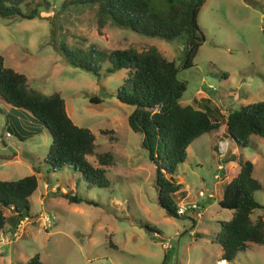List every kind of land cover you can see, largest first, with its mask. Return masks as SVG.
<instances>
[{
	"label": "rangeland",
	"instance_id": "rangeland-1",
	"mask_svg": "<svg viewBox=\"0 0 264 264\" xmlns=\"http://www.w3.org/2000/svg\"><path fill=\"white\" fill-rule=\"evenodd\" d=\"M61 2L24 0L21 9L24 4L25 9L36 8L34 17L0 16V56L3 65L26 76L30 87L43 94L59 92L71 121L87 128L93 134L94 151H110L113 163L103 166L107 185L89 188L69 165L52 170L44 160L50 142L47 129L18 111L21 128H33L19 138L11 127L6 128L5 115L16 109L0 99V179L34 173L37 181L28 196L32 217L0 230V264H24L35 253L43 264H224L216 262L220 247L212 238L219 222L231 215L217 200L227 176L237 171V159L252 163L251 175L259 183L252 195L261 207L250 216H261L264 228V137L251 134L247 144L239 146L223 132L227 111L264 100V0H204L196 14L203 42L193 65L178 67L175 74L184 86L179 103L204 108L219 122L217 130L189 143L173 175L188 190L186 199L175 194L176 203L180 198H195L197 190L204 193L198 198L202 208L198 218L188 211L169 215L157 202L154 164L141 145V134L126 123L132 106L114 96L126 70L104 73L107 63L102 62L94 75L66 64L56 49L60 42L104 52L153 45L178 65L182 42L108 23L98 27L92 6L62 8ZM220 152L222 169L217 170ZM86 159L98 166L94 154ZM65 191L96 204L69 202L60 194ZM145 224L157 232L146 230ZM226 264H264V244L247 243Z\"/></svg>",
	"mask_w": 264,
	"mask_h": 264
},
{
	"label": "trees",
	"instance_id": "trees-1",
	"mask_svg": "<svg viewBox=\"0 0 264 264\" xmlns=\"http://www.w3.org/2000/svg\"><path fill=\"white\" fill-rule=\"evenodd\" d=\"M24 0H0V16L22 19L37 14L36 8L21 9ZM204 0H62L61 7L87 5L94 8L96 24L128 28L149 37L165 40L179 38L182 42L178 65L164 58L155 46L137 50L133 47L115 48L104 52L89 46L73 48L65 42L56 44L62 60L71 66L98 75L101 63L107 65L104 73L125 69L122 83L116 88L115 98L132 110L126 116L128 127L141 134V145L154 165L156 199L169 215H175L176 196H184L180 183L173 179L176 165L183 162L186 147L202 133L215 131L219 122L201 107L180 104L184 86L175 74L178 67L188 68L203 34L196 23V14ZM50 35H53L51 31ZM0 98L16 110H8L6 128H12L23 139L33 130L21 128L16 112L25 113L31 123L38 121L47 129L50 142L44 160L52 170L69 165L80 172L86 187L106 186L108 180L104 165L113 163L110 151L95 152L93 134L85 127L75 125L64 109L59 92L43 94L28 85L26 76L3 65L0 56ZM90 99L97 101L95 97ZM159 104V106H157ZM15 112V113H13ZM29 115H28V114ZM223 132L239 146H245L251 134L264 137V100L242 104L227 111L223 119ZM100 132L109 133L106 129ZM110 138V135H109ZM94 154L98 166H93L87 155ZM237 171L227 176L217 203L231 210L227 220L219 222L213 241L220 247L217 260L228 262L247 243L264 244L261 216L251 218V212L261 205L253 198L259 188L252 177V163L236 160ZM37 185L34 173L14 180L0 179V230L6 224L15 227L23 218L32 217L28 211V196ZM69 202L96 204L93 200L68 192L60 193ZM3 208L9 209L4 214ZM146 230L157 232L144 225ZM24 264H43L35 253Z\"/></svg>",
	"mask_w": 264,
	"mask_h": 264
},
{
	"label": "built area",
	"instance_id": "built-area-1",
	"mask_svg": "<svg viewBox=\"0 0 264 264\" xmlns=\"http://www.w3.org/2000/svg\"><path fill=\"white\" fill-rule=\"evenodd\" d=\"M222 157H223V153H218L217 154V159L219 160V163H217L216 165V169L220 170L222 169ZM214 178H218V175H214ZM204 195V193L201 190H197L196 191V197L193 199H188V200H184L183 198H180L177 203H176V209H175V213L176 215H184L185 212H189V215H192L194 217H200L201 216V205L198 201L199 197H202ZM210 196V195H208ZM185 198V196H183ZM186 199V198H185ZM47 221V224H49V219L46 218L45 219Z\"/></svg>",
	"mask_w": 264,
	"mask_h": 264
},
{
	"label": "crops",
	"instance_id": "crops-1",
	"mask_svg": "<svg viewBox=\"0 0 264 264\" xmlns=\"http://www.w3.org/2000/svg\"><path fill=\"white\" fill-rule=\"evenodd\" d=\"M1 99V98H0ZM2 100V99H1ZM176 181L177 182H180V190H183L185 192V194H188V190H187V186L185 185L184 187L181 186V179H177L176 178ZM184 194V195H185ZM219 260H216V262L218 263ZM224 264H226V262L224 260H221Z\"/></svg>",
	"mask_w": 264,
	"mask_h": 264
},
{
	"label": "water",
	"instance_id": "water-1",
	"mask_svg": "<svg viewBox=\"0 0 264 264\" xmlns=\"http://www.w3.org/2000/svg\"><path fill=\"white\" fill-rule=\"evenodd\" d=\"M157 106H159V104H157ZM153 164L155 165L154 161L152 160Z\"/></svg>",
	"mask_w": 264,
	"mask_h": 264
}]
</instances>
